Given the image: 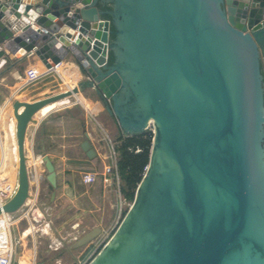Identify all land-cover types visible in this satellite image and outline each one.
Returning <instances> with one entry per match:
<instances>
[{"label": "water", "instance_id": "obj_1", "mask_svg": "<svg viewBox=\"0 0 264 264\" xmlns=\"http://www.w3.org/2000/svg\"><path fill=\"white\" fill-rule=\"evenodd\" d=\"M62 37L76 38L66 44L87 79L12 101L19 188L0 215L31 196L25 142L35 116L68 100L54 116L64 113L91 89L124 136L151 122L154 132L129 210L86 264H264V0H0V58L23 49L50 67L39 47ZM43 163L55 189V166Z\"/></svg>", "mask_w": 264, "mask_h": 264}, {"label": "crops", "instance_id": "obj_2", "mask_svg": "<svg viewBox=\"0 0 264 264\" xmlns=\"http://www.w3.org/2000/svg\"><path fill=\"white\" fill-rule=\"evenodd\" d=\"M95 35H98V32ZM61 39L71 43L76 38L62 37ZM43 48V45L39 47L40 50ZM18 52L21 57L7 54L0 58V143L3 138L2 141H4L7 150L14 149L16 146V121L13 115L12 101L19 99L33 102L66 90L55 74H50L36 83L26 85L25 70L38 57L35 54L26 55L23 49ZM67 83L71 88L76 86L71 80ZM77 99H79L78 102L72 103V106L64 113H58L56 116L54 114L61 108L60 106L68 103V100L44 108L35 116L37 123L29 125L25 142L31 180V197L36 194L32 175L34 173L33 161L36 157L48 156L57 173V187L55 189L52 187L53 190H51V184L46 179L47 171L44 163L37 165L38 173L43 175L45 180H42L39 186V210L36 213L42 214L44 217V210L49 209L54 214H59L57 223L51 222L52 229L46 235L39 236L38 242L40 243L42 238L57 240V243H53L54 245L52 243L48 245L50 250L62 253L61 257L57 258V263L63 262L61 259L64 251L73 255V252L77 250L72 246L76 240L70 248L66 247L64 237L60 235L61 230L58 229L68 218L81 215L82 219L78 218L72 229L76 230L79 224L84 223L80 232L82 236L96 227H100L103 233L110 232L113 227L116 228L115 225L119 223L123 214L120 188L113 175L104 174V167L107 164L105 157L111 158L115 151L113 139L109 135L110 129L116 131V135L122 131L115 117L107 112L91 89L80 93ZM108 118L112 120V123H109L107 127L104 121H107ZM84 127H86L92 147L97 154L93 159H89L81 148L85 141ZM89 172L97 175L94 184L83 182V174ZM53 192H55L54 197H52ZM23 222L27 227V221ZM43 249L39 251L37 248L36 250V242L32 248H21L19 258H15L14 262L17 264H48L50 259L46 257L47 249ZM86 250L90 252L91 249L87 247ZM94 252L96 251H93L91 255ZM38 254L40 258L43 256L39 261H37Z\"/></svg>", "mask_w": 264, "mask_h": 264}, {"label": "built area", "instance_id": "obj_3", "mask_svg": "<svg viewBox=\"0 0 264 264\" xmlns=\"http://www.w3.org/2000/svg\"><path fill=\"white\" fill-rule=\"evenodd\" d=\"M91 35H89L90 37ZM43 53L45 59L50 63V67L41 59L33 61L25 70L26 85L36 83L44 77L55 74L59 81L66 87V90L71 89L68 81L71 80L76 85L87 79V74L82 66L84 61H77L70 46L61 38H55L44 45ZM65 103V102H64ZM69 104L65 103L63 106ZM42 112V111H41ZM149 131L154 132L153 125H150ZM3 138L0 143V207L8 204L16 195L19 188V156L17 146L14 149L7 150ZM110 157H105L108 160ZM111 162L104 167V174L113 175L115 182L120 188V177L118 175L117 154L111 157ZM43 164V157L38 156L33 161L34 173L33 178L36 187V194L26 201L27 209L19 216L13 218L11 214L0 215V264H14L16 258V248L27 249L28 242L33 241L35 244V234L40 233L46 235L52 229L49 220L45 219L42 214H37L39 210V186L41 181L45 180L44 176L38 173L37 165ZM97 180L95 173H84L83 182L86 184H94ZM121 197V204H127L129 207L132 202H129ZM23 208L20 210L22 211ZM19 211V212H20ZM23 221H27V227L20 228ZM57 248V247H56ZM35 259V256L33 257Z\"/></svg>", "mask_w": 264, "mask_h": 264}, {"label": "trees", "instance_id": "obj_4", "mask_svg": "<svg viewBox=\"0 0 264 264\" xmlns=\"http://www.w3.org/2000/svg\"><path fill=\"white\" fill-rule=\"evenodd\" d=\"M99 7L103 10L110 9L109 5L99 4ZM104 18L110 19L108 15H105ZM110 61H113L112 57ZM152 140L153 133L151 131L131 137L119 133L113 139L117 154L118 175L121 181L120 191L129 202H133L138 185L149 164ZM50 189L53 190L51 185ZM125 213L123 212L122 215L124 216ZM61 255L62 253H58L55 258H59Z\"/></svg>", "mask_w": 264, "mask_h": 264}, {"label": "rangeland", "instance_id": "obj_5", "mask_svg": "<svg viewBox=\"0 0 264 264\" xmlns=\"http://www.w3.org/2000/svg\"><path fill=\"white\" fill-rule=\"evenodd\" d=\"M105 112L103 111V114H104ZM112 120H110L109 118L107 119V121H104L105 122V125L108 127L109 125V123H112L111 122ZM153 133V132H152ZM109 135H110V137L112 138V139H114V137H115V135H116V131H113V130H111L110 129V132H109ZM128 203H129V201H128ZM119 205H120V202H119ZM87 206V205H86ZM27 208L26 207H24L23 208V210L22 211H20V212H17V213H14V214H11V216L13 217V218H16L19 214H21L24 210H26ZM129 210V206L127 205V204H124L123 205V212H127ZM44 213H45V216H44V218L45 219H47V220H49V222L51 223V222H54V223H57L56 221L59 219L58 217H59V214H54L53 213V211H51V210H49V209H45L44 210ZM126 214V213H125ZM123 215H121V219H120V221H119V223H117L115 226L117 227L119 224H120V222H121V220L123 219ZM82 219V217H81V215H79L78 217H75V218H73V217H70V218H68L67 220H66V222L63 224V226L62 227H59L58 229L59 230H61V233H60V235H62V237H64V241L66 242V247H68V248H70L71 247V244L75 241V240H77V239H79L80 238V236H81V231H82V227H83V225H84V223H82L81 225L79 224L78 225V227L76 228V230H73L72 229V226H73V224H74V222L77 220V219ZM52 224V223H51ZM26 227V224L24 223V222H22L21 223V225H20V228L22 229V228H25ZM72 229V230H71ZM114 229H115V227H113V229L109 232V231H106V232H104V233H102V235L101 236H99L97 239H95L92 243H90V244H88V245H86V246H83V247H80V248H77V250H75L74 252H73V255H71V254H68V252L67 251H64V255H63V257H62V259L61 260H63V262H59V263H57V258H55V256L57 255L56 253H58L57 251H52V250H50L49 248H48V245L50 244V243H57V240L56 239H54V240H46V238H42V240L40 241V243L38 242V237L40 236H44V235H42V234H40L39 232L38 233H36L35 234V239H37L35 242H36V250H37V248L39 249V251H40V249H43V250H46L47 251V253H46V257L48 258V259H50V261H49V263L48 264H86L87 262H88V260L93 256V254L95 253H93L92 255H91V253L93 252V251H96L97 249H99L100 247H101V245H102V243L110 236V234L114 231ZM71 230V231H70ZM73 231V232H72ZM108 232H109V234H108ZM74 233H75V235H74ZM37 244H38V247H37ZM53 244V245H54ZM28 247L30 248H32L33 247V241L31 240V241H29L28 242ZM87 247H89V249H91L90 250V252H87L88 250H86V248ZM20 247L18 246L17 248H16V258L18 257L19 258V254H20ZM89 255H91V256H89ZM41 258H43V256L41 257ZM40 256H39V254H38V258H37V261H39L40 259ZM60 260V259H59ZM14 264H17L16 262H14Z\"/></svg>", "mask_w": 264, "mask_h": 264}, {"label": "bare ground", "instance_id": "obj_6", "mask_svg": "<svg viewBox=\"0 0 264 264\" xmlns=\"http://www.w3.org/2000/svg\"><path fill=\"white\" fill-rule=\"evenodd\" d=\"M261 43H263V42H261ZM79 99H80V98H79ZM152 123H153V122H151V125H153Z\"/></svg>", "mask_w": 264, "mask_h": 264}]
</instances>
